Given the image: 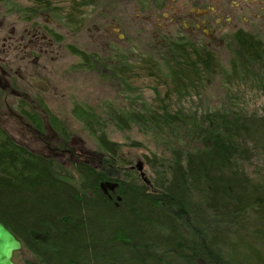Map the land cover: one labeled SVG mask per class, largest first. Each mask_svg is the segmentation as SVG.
Listing matches in <instances>:
<instances>
[{
	"label": "trees",
	"instance_id": "trees-1",
	"mask_svg": "<svg viewBox=\"0 0 264 264\" xmlns=\"http://www.w3.org/2000/svg\"><path fill=\"white\" fill-rule=\"evenodd\" d=\"M30 1V15L58 11L50 0ZM68 2L64 20L78 27L82 22L74 18L84 1ZM234 41L227 68L205 47L175 40L169 46L172 59L166 71L152 58L142 61L143 70L158 83L169 86L170 81L171 93L177 96L200 88L212 74L230 92L253 78L252 66L264 71L263 42L245 31ZM69 50L90 62L85 52L71 46ZM113 70L124 79L135 75L125 63ZM78 112L106 163H127L123 144L107 133L108 124L121 132L135 125L146 130L153 140L163 142L166 155L144 156L150 169L145 179L132 171L119 177L89 160L67 165L34 154L0 128V222L23 244L14 261L264 264V115L216 110L196 116L172 111L168 105L121 112L111 104L102 110L104 115L88 107ZM23 114L40 127L32 111ZM51 121L67 138L65 129ZM191 143L195 146L186 147ZM105 182L118 184L115 193L103 192Z\"/></svg>",
	"mask_w": 264,
	"mask_h": 264
},
{
	"label": "rangeland",
	"instance_id": "rangeland-1",
	"mask_svg": "<svg viewBox=\"0 0 264 264\" xmlns=\"http://www.w3.org/2000/svg\"><path fill=\"white\" fill-rule=\"evenodd\" d=\"M83 1L74 18H80L82 23L74 27L64 20L70 11L68 0H50L53 7L58 8L51 15L62 26L60 37L64 48L55 62L46 61L43 63L45 69L30 70L27 74L30 78H33L32 74L39 75L42 80L38 89L29 90L30 96L36 101L39 98L43 104L42 111H32L40 127L21 117L13 106L9 107L10 103L14 104V100L7 94H0V128L18 145L34 154L56 158L67 165L89 160L97 168H109L112 175L119 173V177L128 171L141 175L135 167L142 164L143 172L149 176L150 169L145 164L144 156L166 155L163 142L153 140L146 130L136 125L130 131L121 132L108 124L107 133L112 141L123 144V158L127 163L120 165L110 160L106 163L105 155L99 152L85 130L78 110L88 107L98 115H104L102 110L109 104L121 112L137 113L168 105L172 111L181 110L196 116L216 110L264 115V71L257 65L251 67L253 78L245 85L232 88L230 92L224 88L222 79L212 74L201 81L200 88L188 89L183 95L177 96L171 93L170 81H167L169 86L158 83L155 78L147 77L143 70L146 67L142 63L144 59L152 58L165 71L172 59L170 39L159 34L157 21L156 24L148 23L142 18L148 15H139L136 9L143 0ZM30 7V0H10L8 6L0 5V17L5 30L14 21H19L26 8ZM167 18L162 23H167ZM71 45L97 53L99 58L108 57V60L98 63L95 70H79L75 67L77 60L69 53ZM117 52L120 64L125 63L134 68V77L131 75L130 79H124L113 71L117 64ZM220 60L222 67L227 68L230 55H223ZM232 90L236 99L230 96ZM52 119L57 122V127L65 129L67 138L58 134ZM134 143L137 146L133 147ZM193 146V143L186 145L188 148ZM248 171L251 175L255 173L253 167ZM15 262L22 264L20 258Z\"/></svg>",
	"mask_w": 264,
	"mask_h": 264
},
{
	"label": "flooded vegetation",
	"instance_id": "flooded-vegetation-1",
	"mask_svg": "<svg viewBox=\"0 0 264 264\" xmlns=\"http://www.w3.org/2000/svg\"><path fill=\"white\" fill-rule=\"evenodd\" d=\"M2 4L8 6L9 2L0 1ZM139 7H136L139 15L147 14L142 18L148 23L157 21V31L169 38L170 43L183 40L187 45L205 47L215 59L230 54L231 48L236 46L234 36L241 31L264 44V0H143ZM28 9L7 31L0 17V94L13 99L14 104L10 103L9 107L13 106L27 121L23 112L42 111L43 105L29 92L41 86V77L32 74L30 78L27 74L30 70L45 69L46 61L55 62L64 48L60 37L62 26L54 21L51 13L42 11L30 15ZM166 16L167 23H162ZM71 47L90 57V62H86L83 57L69 52L77 60L75 67L79 70H95L98 63L108 60V57L99 58L97 53ZM116 61L119 67L118 52Z\"/></svg>",
	"mask_w": 264,
	"mask_h": 264
},
{
	"label": "water",
	"instance_id": "water-1",
	"mask_svg": "<svg viewBox=\"0 0 264 264\" xmlns=\"http://www.w3.org/2000/svg\"><path fill=\"white\" fill-rule=\"evenodd\" d=\"M135 168L140 172L141 177L145 179L142 164H138ZM117 187L118 184L111 182L101 184V189L105 194L115 193ZM118 200L120 201V198ZM22 251L23 244L20 239L0 222V264H17L14 261V255L15 253H22Z\"/></svg>",
	"mask_w": 264,
	"mask_h": 264
}]
</instances>
